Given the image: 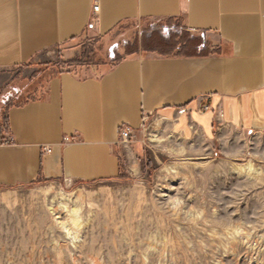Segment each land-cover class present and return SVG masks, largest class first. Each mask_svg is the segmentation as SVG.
Wrapping results in <instances>:
<instances>
[{"label":"crops","instance_id":"obj_1","mask_svg":"<svg viewBox=\"0 0 264 264\" xmlns=\"http://www.w3.org/2000/svg\"><path fill=\"white\" fill-rule=\"evenodd\" d=\"M93 3L0 0V97L15 98L0 102V188L125 179L139 163L120 128L184 106L212 129L264 131V0H100L97 14ZM88 36L124 42L120 57L36 84L54 50ZM20 74L30 85L13 92Z\"/></svg>","mask_w":264,"mask_h":264},{"label":"rangeland","instance_id":"obj_2","mask_svg":"<svg viewBox=\"0 0 264 264\" xmlns=\"http://www.w3.org/2000/svg\"><path fill=\"white\" fill-rule=\"evenodd\" d=\"M126 39L132 52L137 34ZM122 43L88 36L58 48L46 76L91 77L72 63L117 59ZM20 77L13 92L30 85ZM223 124L186 106L156 113L123 144L139 163L125 179L0 188V264H264V131Z\"/></svg>","mask_w":264,"mask_h":264},{"label":"built area","instance_id":"obj_3","mask_svg":"<svg viewBox=\"0 0 264 264\" xmlns=\"http://www.w3.org/2000/svg\"><path fill=\"white\" fill-rule=\"evenodd\" d=\"M99 1L100 0H94L93 7H92L93 14H97L99 12V9H100ZM94 26H95L94 23H90L89 26H88V29L89 30H93ZM136 131L137 130L133 129L132 127H130L128 125H123L120 128V139H121V142L123 144H125V143L127 144V143H129V141L135 139L134 133ZM44 151H47V149H44Z\"/></svg>","mask_w":264,"mask_h":264},{"label":"trees","instance_id":"obj_4","mask_svg":"<svg viewBox=\"0 0 264 264\" xmlns=\"http://www.w3.org/2000/svg\"><path fill=\"white\" fill-rule=\"evenodd\" d=\"M72 66H74V67H79V68H81L82 70L83 69H85L88 65L87 64H85L84 62L83 63H72ZM47 68H48V65L46 66H43V65H41L40 66V69H39V73H40V76H41V78L36 82V84H38L39 86L40 85H43L44 84V82H45V79H46V75H44V72L45 73H47L46 71H47ZM79 74V73H78Z\"/></svg>","mask_w":264,"mask_h":264}]
</instances>
